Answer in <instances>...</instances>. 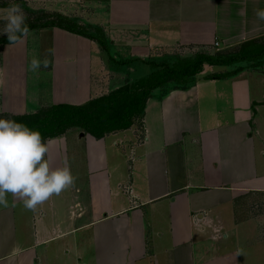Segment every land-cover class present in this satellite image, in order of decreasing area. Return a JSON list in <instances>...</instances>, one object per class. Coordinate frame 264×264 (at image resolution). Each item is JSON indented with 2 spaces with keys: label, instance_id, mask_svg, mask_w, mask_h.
<instances>
[{
  "label": "crops",
  "instance_id": "crops-1",
  "mask_svg": "<svg viewBox=\"0 0 264 264\" xmlns=\"http://www.w3.org/2000/svg\"><path fill=\"white\" fill-rule=\"evenodd\" d=\"M64 2L74 4L81 21L96 8L106 11L102 22L84 25L103 33L109 53L96 55L94 65L96 42L58 27L44 29L52 35L54 51L49 67L36 70L38 81L59 75L72 86L61 101L52 95L49 105H82L147 78L152 64L197 52L231 55L264 37V21L255 15L264 0ZM68 8L60 13L68 15ZM11 66L6 60L7 76L0 75L5 111L31 114L49 106L35 100L40 92L32 95L19 86L20 80L7 72ZM213 74L224 76L207 79ZM81 75L89 90L85 94L79 90ZM72 142L83 152H76L74 171ZM47 158L52 167L66 161L77 184L35 209L5 194L0 264L263 260L264 55L229 65L205 64L192 84L153 90L143 117L129 129L101 139L70 129L48 140ZM243 245L256 249L255 254L240 255Z\"/></svg>",
  "mask_w": 264,
  "mask_h": 264
},
{
  "label": "trees",
  "instance_id": "trees-1",
  "mask_svg": "<svg viewBox=\"0 0 264 264\" xmlns=\"http://www.w3.org/2000/svg\"><path fill=\"white\" fill-rule=\"evenodd\" d=\"M29 31L58 27L67 32L88 38L98 43L101 49L105 48L107 41L92 31L99 30L87 26V32L74 27L55 22L27 25ZM100 32V30H99ZM9 43L7 36L0 39V45ZM254 42L245 44L238 52L231 55L214 53H197L191 57H178L173 60H163L152 64L153 72L144 79L126 84L108 94L93 98L82 105L53 104L40 108L35 113L15 115L0 113V116L23 122L29 128L39 130L43 139H54L63 136L73 128L82 129L85 133L96 139H101L107 134L129 129L143 117L144 110L153 90L162 88L169 83L179 87L192 84L195 77L202 73L205 64L229 65L236 61L257 59L264 55V48L254 49ZM224 75L213 74L207 79H218Z\"/></svg>",
  "mask_w": 264,
  "mask_h": 264
},
{
  "label": "clouds",
  "instance_id": "clouds-1",
  "mask_svg": "<svg viewBox=\"0 0 264 264\" xmlns=\"http://www.w3.org/2000/svg\"><path fill=\"white\" fill-rule=\"evenodd\" d=\"M0 12V21H4L0 34L6 33L9 43H20L29 33L23 9L18 3H11ZM255 15L264 21V8L256 9ZM48 67L47 59L33 57L29 62L32 71ZM47 152L48 140H42L39 130L0 116V205H6L5 194L10 193L26 209H35L73 183L66 161L61 167H52Z\"/></svg>",
  "mask_w": 264,
  "mask_h": 264
},
{
  "label": "rangeland",
  "instance_id": "rangeland-1",
  "mask_svg": "<svg viewBox=\"0 0 264 264\" xmlns=\"http://www.w3.org/2000/svg\"><path fill=\"white\" fill-rule=\"evenodd\" d=\"M64 1L65 0H63V2L61 3L62 5H61L59 3V0H56V1L52 0L51 2L50 0H0V10L7 8L9 4L11 3H18L24 11V14L26 17L25 23L27 25L43 24L47 22H55V23H60L62 25L72 24L74 27L76 28L78 27L79 30L82 29L83 31H86V32H87V28H86L87 26H85L84 24H87L86 23L87 21H90L93 25L94 24L96 25L97 23L103 21L104 15L106 14L105 10L100 12L98 8H96L95 9L96 11L93 14H91L89 20L81 21L80 16L78 17L80 19L75 17L76 11L74 10V8L72 9L70 6V5H73V7H75L74 4L73 3L69 4ZM78 4H76V6ZM67 7H69L68 9L71 10L68 12V15L60 13V10H62L63 8H67ZM103 9L104 8L102 7V10ZM81 11H84V13H86L88 9L84 7L81 9ZM0 14H2V12H0ZM3 24H4V21H0V27H2ZM49 32L45 31L44 29H36L33 31H29L28 35L24 36L23 37L24 40L21 41L20 43H17V44L14 43L15 45L13 44H8L4 46L0 45V71H1L0 75H2V77H3V74L4 76L6 75V73L4 72L3 64L5 63L6 60L11 59L13 66L9 68L11 70L9 71L7 70L8 74H10L12 78L15 77L20 80L19 86L20 87L23 86L26 93L29 92L32 95H35L36 92H40L37 96H35V100L38 102L40 101L42 105L52 104L53 103L52 95L54 97V101L57 98L59 99L58 101H61V99L65 97L64 95L67 96V93H65V91H67L66 88H68L69 90L72 89L71 84L70 83L67 84L64 81V79L61 80L59 75H57L56 78L53 77L52 80L50 81L46 77L43 80L41 78V83H39L38 78H37L38 77L37 71H32L29 69V62L33 57H36L37 59H40V60H45L44 56H46L47 61L50 63V58H49L50 51L49 50L51 47L52 35ZM92 32L95 35L99 36V38L102 33L101 31L99 32V30H95V29ZM6 36H7L6 33L0 34V39ZM54 43H55V40L53 44ZM95 45H96V51L95 50L93 51V58H92L94 65H96L99 61L98 57L97 58L95 57L96 55L99 56L101 52L102 53L104 52L105 55L107 56L109 53V47L107 45H105L104 49H100L99 48L100 45L98 43L97 44L95 43ZM253 48L254 49L264 48V37L259 39L257 43H254ZM197 53H195V55ZM20 61H26V64H21V63L18 64ZM94 65H93V69L95 67ZM107 67L111 68V66H108V62H107ZM83 79H85V77L84 75H81L80 83H79V90L81 93L85 94L89 90H88L87 84L83 82L84 81ZM60 80L61 82H59ZM54 92L58 93V95L55 96ZM75 101L77 100L76 99L73 100V102ZM32 103H34V100L32 101ZM5 109L6 107L4 106L3 100L0 98V113L2 112L9 113L5 111ZM74 142L76 141L74 140ZM74 142H72L73 144H70L71 145L70 154L73 158L71 162L72 171L78 170V168H76V163H75L76 155H77L76 152L78 151L79 153L83 154V152L79 151L80 150L79 146L75 147L76 143ZM79 155L80 154H78V156ZM76 182H77V177L74 178V181L72 184H77ZM244 246L245 245H243L241 248L240 255H242L243 252H245L246 254H249V256H251L252 254L253 255L255 254L256 249L254 250L250 248L244 249ZM245 264H264V259L258 260L254 258V260H252V258L250 257V259L248 260L245 259Z\"/></svg>",
  "mask_w": 264,
  "mask_h": 264
},
{
  "label": "built area",
  "instance_id": "built-area-1",
  "mask_svg": "<svg viewBox=\"0 0 264 264\" xmlns=\"http://www.w3.org/2000/svg\"><path fill=\"white\" fill-rule=\"evenodd\" d=\"M216 46L218 45V43L215 44Z\"/></svg>",
  "mask_w": 264,
  "mask_h": 264
}]
</instances>
